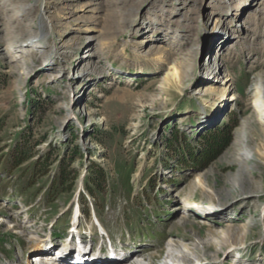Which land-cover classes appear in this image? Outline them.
Returning a JSON list of instances; mask_svg holds the SVG:
<instances>
[{
	"label": "rangeland",
	"instance_id": "rangeland-1",
	"mask_svg": "<svg viewBox=\"0 0 264 264\" xmlns=\"http://www.w3.org/2000/svg\"><path fill=\"white\" fill-rule=\"evenodd\" d=\"M109 1L0 0V264L82 242L92 257L122 252L104 264H264L258 141L244 185L254 194L223 198L245 125L255 117L264 129L245 92L251 76L264 89V51L244 22L256 0H126L116 11ZM41 28L36 43L22 32L37 39ZM147 31L165 33L176 84L165 85L168 64L147 59ZM57 41L68 46L56 52ZM229 233L237 244L224 248Z\"/></svg>",
	"mask_w": 264,
	"mask_h": 264
},
{
	"label": "bare ground",
	"instance_id": "bare-ground-1",
	"mask_svg": "<svg viewBox=\"0 0 264 264\" xmlns=\"http://www.w3.org/2000/svg\"><path fill=\"white\" fill-rule=\"evenodd\" d=\"M134 2V0H133ZM146 2H148L147 0H137L135 3L136 4H140L141 6H143ZM236 3H233L232 2V5L233 6H230V10H232V12L235 13L236 11V6H235ZM2 4H0V8H2L1 6ZM122 6L123 8H126L127 6V2L126 0H111V2L109 1L107 3V5L105 7H108V6H112L114 9L115 8H118V6ZM52 4L47 6V9L48 8H52ZM20 8V12L22 14H26V12L29 11L30 12H33L34 11V7H27L25 8V6H22V5H19L17 7V9ZM130 9V8H129ZM250 13L252 12V15L254 16H249V17H245L244 19V22L247 20L249 21H253L254 22V29H253V34L251 35L252 37H247V42L248 41H254V36L258 38V42H259V45H261V47L259 48L260 49V52L264 51V0H256L255 1V4L253 5V7H249L248 8ZM116 11V9H115ZM114 11V12H115ZM114 12H111V14H114ZM249 13V14H250ZM260 15H263L261 16V19H258L260 17ZM225 19L228 17L227 14H225L223 16ZM248 18V19H247ZM123 20V19H122ZM221 22H224L221 20ZM110 27V25H109ZM219 22L218 21H215L212 23V21H210L208 24H207V28L206 30L209 32V31H216L218 30V33H220V30H219ZM10 28V27H8ZM42 31V32H41ZM23 34L25 36H28L29 38V42L31 43H36V42H40L42 41L44 38H46L47 36L45 35L46 33L50 32V30H48L47 32L46 31H43L42 28L40 29V34L38 36V38L40 39H36L34 36H32L30 33H29V30L27 31H22ZM150 31H147L146 32V36L148 37V39L145 40V43L148 42L150 43V51L147 52L148 53V56H147V59H155L157 60V62H159L160 64L164 63L165 65H167V69L165 70V76L163 77V80L166 82V86H172L173 84H176V82L180 79L179 78V73H178V68H173V67H170L169 66V62H170V57H169V54L167 53L166 51V48H163V44L160 43V40L161 39H158V36H164L165 33H161L162 31H159V32H156V31H152L151 33H153V35H151V33H149ZM31 35V36H30ZM145 36V37H146ZM32 37V38H31ZM146 37V38H147ZM60 41H64L63 39L60 40ZM60 41H57L56 44H55V51L56 52H60L61 50H63V48L67 47L68 44H64ZM219 42V41H217ZM223 42L222 45H224L225 43L227 44L228 42L223 39L221 41V43ZM36 45V44H35ZM39 47L41 45H38ZM43 46H41L42 48ZM146 50H143L142 53H144ZM94 54H89L87 56H84V59H87L88 61L87 62H90L92 60V56ZM95 57H97V61L100 59V54L98 56V54L96 53V55H94ZM223 55H215V56H211L214 60H219V57H221ZM171 65V64H170ZM208 67V66H207ZM84 69V68H83ZM101 74H105V73H102V71H99ZM254 74H257V71L256 73H253L252 75ZM258 76V75H257ZM82 78H86L87 77V71L86 69H84V73L82 72L81 76ZM257 78V77H256ZM255 78V81H252L253 77L251 76V81L249 82L250 84V87L249 88H246L245 89V92H254L256 93V98L254 99V102H253V108L257 111V121L261 120L262 123H264V100H263V97L262 95L264 94V89L261 84H259L258 81H256L257 79ZM259 78V77H258ZM264 79V77H263ZM171 88V87H170ZM214 92V91H213ZM228 93L226 88H220V89H217V92H214V96L217 97V100L220 98L223 99V97L225 96V94ZM228 99V97H227ZM220 102H222V100H220ZM210 104L212 106H216V103L212 102V103H209V106ZM211 106V107H212ZM255 121V117L253 118V121L252 123H247L245 125L246 128H249L248 129V132L247 134L244 133V131L241 132L240 136L243 137L242 142L238 145L239 147H237L234 151V153L231 155V162L233 163V168H232V178L225 184L224 181H221V185L220 186H223L224 184V187H226V189L223 191L224 193H227L225 196H223V198H230L232 196H235V193L233 192H230V191H233L232 190V187L234 188H238L239 189V192H240V196L242 195H245V196H248V195H252L254 194L253 191H251V189H247L244 187L246 181L247 180V176H246V173L248 171V169H250V167H253V166H257L258 162H260L259 160V152L255 149H252L254 145H252V140H256L258 141V145L259 146H264V129L263 128H254V123ZM249 126V127H248ZM238 128L240 129V124L238 126ZM234 135L238 133V129H234L231 131L230 134ZM239 137V136H238ZM233 138V137H232ZM237 137L235 136L234 140L233 141H230L229 144L231 146H233L235 143H236V140ZM229 141V139H228ZM255 141V142H256ZM235 142V143H234ZM243 143V144H242ZM228 147V146H227ZM193 185H195V187H201L200 186V181L197 180V183H192V190H193ZM191 187V186H190ZM251 188V186H250ZM195 189V188H194ZM194 191V190H193ZM239 197V196H238ZM234 200V199H233ZM239 203V202H238ZM238 203H233V204H230L228 205L229 209L227 210V212H230V209L233 208L234 205L238 204ZM226 229H229L230 230V233H234V232H238V228H234V227H230V226H224ZM229 227V228H228ZM228 234V239L227 240V243L224 244V248L229 246L231 243H233L234 241L238 240L236 237L233 238V237H230L231 234ZM82 242V241H81ZM235 244H237L236 242H234ZM84 244H87V243H83L82 242V246L80 249H77V250H68L67 248L65 247H55V249L57 250L53 257L49 258L47 257L46 255L48 254V250L50 249V252L53 250L54 246L51 247V248H42L43 250H41V248L37 249L36 250V256L38 257H45L47 258L46 260L45 259H41L39 260V264H104L105 261L109 260V261H117V260H120L121 257V253L120 251H116V250H112V251H106L104 253H100L99 255H96L94 257H92V255H89L91 252L86 248V245ZM58 248V249H57ZM47 249V250H45ZM137 249V248H136ZM129 251V249L127 250V252ZM136 251V250H135ZM126 252V253H127ZM129 253H131V250L129 251ZM135 253V252H134ZM134 253H132V257L133 256H136L134 255ZM75 255L77 256V258L75 259ZM119 255V256H118ZM55 256V257H54ZM131 257V256H130ZM130 257L127 259L129 261ZM202 258V257H201ZM135 261L136 263V259L133 260ZM123 262V261H122ZM127 262V261H125ZM30 264V262L28 263ZM34 264V262H33ZM109 264H124L120 262L118 263H109Z\"/></svg>",
	"mask_w": 264,
	"mask_h": 264
}]
</instances>
